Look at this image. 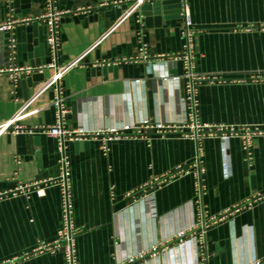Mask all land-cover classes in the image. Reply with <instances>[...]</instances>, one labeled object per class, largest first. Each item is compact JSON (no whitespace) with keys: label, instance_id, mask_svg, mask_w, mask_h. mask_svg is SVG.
Listing matches in <instances>:
<instances>
[{"label":"crops","instance_id":"crops-1","mask_svg":"<svg viewBox=\"0 0 264 264\" xmlns=\"http://www.w3.org/2000/svg\"><path fill=\"white\" fill-rule=\"evenodd\" d=\"M121 1L52 0L64 12L57 63L65 68L60 90L71 132L188 120L185 66L174 58L184 43L181 0H144L137 8L136 0ZM185 2L196 28L193 70L218 77L197 83L201 122L264 124V0ZM48 6L49 0H0V24L17 20L11 31H0V68L33 67L16 82L0 71V124L22 114L18 124L27 128L0 134V262L66 264L62 252L31 254L40 241L57 238L63 214L58 185H43L42 195L32 186L60 174L58 139L28 131L57 120V92L48 84L54 69H38L51 60L47 25L33 20ZM143 42L150 60L138 58ZM102 144V134L66 141L77 264L264 259V136L253 139L250 162L239 137L227 142V156L220 138L200 140L203 246L194 174L163 180L194 161L197 142L149 130L112 140L107 153Z\"/></svg>","mask_w":264,"mask_h":264},{"label":"built area","instance_id":"built-area-1","mask_svg":"<svg viewBox=\"0 0 264 264\" xmlns=\"http://www.w3.org/2000/svg\"><path fill=\"white\" fill-rule=\"evenodd\" d=\"M120 2H122L120 0ZM144 0H136V8L141 5ZM118 3V1H115ZM181 15L183 17L182 24V36L184 38L183 48L180 54L174 58H180L184 62L185 71L184 77L187 79L186 90H187V107L189 109L188 120L184 123H161V122H151L150 120L145 121L139 126H125L124 128H99L93 131L86 130H75L74 132L69 131L64 127L65 116L67 113V108L63 104V98L61 96L60 90V80L65 73V68L59 66L57 63L59 55V24L63 11L57 10L49 0L48 10L45 14L35 17L33 20L45 22L47 25V33L45 34V41L50 53V62L46 66H39L38 69L42 70L44 67H51L54 69L53 76L49 80L50 85L54 86L57 92V96L53 103L57 107V120L53 125H45L38 128L29 129L28 131L42 132L58 139V152H59V167L60 174L56 178H47L42 182H37L33 184L39 195L43 194V185L56 184L61 189L62 197V226L59 230L58 236L55 240L51 242L40 241L32 250V253L39 252H50L58 253L62 252L65 257L66 264H77L76 256V238L79 233V228L73 222L72 215V200H71V182H70V168L69 160L66 153V141L69 139L86 138L90 136L103 135L102 149L104 152H108L109 143L115 139L136 137L139 134L147 133L149 130H155V132L162 136H168L172 134H184L186 136L192 137L198 144L197 154L193 162L188 165H181L171 174L167 175L163 180H170L188 173H193L195 176V187L196 194L200 198L199 203V214L196 228H200L199 232V242L203 246V238L206 229V219L205 210L202 203V196L204 193V183H203V173L204 167L202 165V152L199 146L200 140L206 136L218 137L221 140L222 151L224 156H227V142L234 137H239L241 139L242 148L246 154V160L250 162L252 160L251 146L253 139L256 136H264V124L257 125H229L225 123L212 124L203 123L199 118V109L197 101V83L201 80L211 79L217 80L218 77L213 75L211 77L205 74H199L193 70L194 57H195V46H194V34L195 25L191 18L189 9L185 0H181ZM92 7L89 6L88 9ZM17 20H7L0 24V31L5 30L11 31L13 25ZM16 47V39L14 37L9 38L8 49H9V60L13 61L14 53ZM138 58L140 59H152L149 55L147 44L142 43L139 48ZM33 67L31 66H14L11 64L9 67L0 68L2 72H8L10 74L13 82H16L19 73L22 71L31 72ZM22 114H17L11 119L2 122L0 124V134L5 132H22L25 129L22 125L18 124V120L22 117ZM129 131H133L129 133ZM28 186H19V188L13 193L20 190H27ZM10 193V192H9ZM264 197V194L262 195ZM261 197V196H259ZM18 258L6 259L0 264H15ZM201 264H207V256L203 255ZM254 264H264L263 260H257Z\"/></svg>","mask_w":264,"mask_h":264}]
</instances>
